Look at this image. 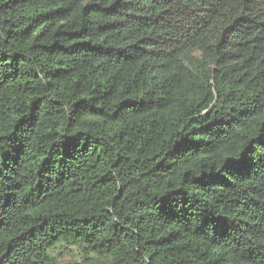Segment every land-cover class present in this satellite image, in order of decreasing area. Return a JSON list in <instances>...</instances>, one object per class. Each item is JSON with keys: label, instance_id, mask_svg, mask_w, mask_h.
Instances as JSON below:
<instances>
[{"label": "trees", "instance_id": "16d2710c", "mask_svg": "<svg viewBox=\"0 0 264 264\" xmlns=\"http://www.w3.org/2000/svg\"><path fill=\"white\" fill-rule=\"evenodd\" d=\"M0 264H264V0H0Z\"/></svg>", "mask_w": 264, "mask_h": 264}]
</instances>
